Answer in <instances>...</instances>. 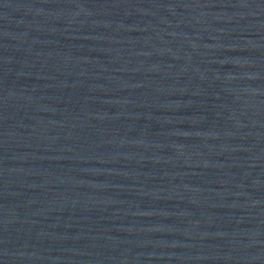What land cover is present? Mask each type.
Returning a JSON list of instances; mask_svg holds the SVG:
<instances>
[{"label": "water", "instance_id": "1", "mask_svg": "<svg viewBox=\"0 0 264 264\" xmlns=\"http://www.w3.org/2000/svg\"><path fill=\"white\" fill-rule=\"evenodd\" d=\"M0 264H264V0H0Z\"/></svg>", "mask_w": 264, "mask_h": 264}]
</instances>
